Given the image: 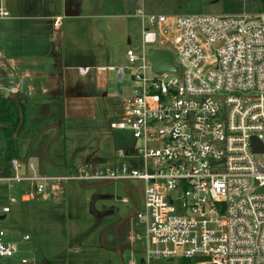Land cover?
Segmentation results:
<instances>
[{"label": "built area", "instance_id": "built-area-1", "mask_svg": "<svg viewBox=\"0 0 264 264\" xmlns=\"http://www.w3.org/2000/svg\"><path fill=\"white\" fill-rule=\"evenodd\" d=\"M7 17L9 10L0 6V18ZM136 17L141 46L127 47V65L103 68L134 83L110 126L139 142L118 154L135 166L94 158L66 172L44 173L14 158L8 173L0 174V191H8L0 193V219L10 203L59 199L68 181L140 179L147 184L145 207L131 217L146 223L148 261L264 264V151L253 146L256 139L264 147V13L140 9ZM151 48L170 50L179 70L154 72ZM78 70L86 75L91 67ZM4 234L0 258L13 257L17 247Z\"/></svg>", "mask_w": 264, "mask_h": 264}, {"label": "rangeland", "instance_id": "rangeland-1", "mask_svg": "<svg viewBox=\"0 0 264 264\" xmlns=\"http://www.w3.org/2000/svg\"><path fill=\"white\" fill-rule=\"evenodd\" d=\"M101 2L97 12L104 16L95 18V23L99 27L95 25L93 50L100 65L115 67L128 64L126 51L129 41L134 48L141 46L142 23L141 19L135 16L141 8L147 12L178 15L252 16L264 13V0H102ZM176 59L178 60L177 57ZM90 77L95 78L101 87L105 86V88L95 91L97 94L89 92L84 96L52 103L55 106L49 111L40 108L31 111L28 120L33 121L32 126L23 131L20 144H26L25 150L21 146L22 152H29L26 161L36 164L38 171L66 172L73 166L83 165L91 155L98 156L99 163L117 162L126 163L130 167L135 166L132 159L121 158L118 154L121 150L125 152L135 146L138 147L139 142L137 143L130 131L113 129L110 126V122L120 114L123 100L133 93L134 83L129 75L121 80L115 70H98L96 66L91 70ZM62 101L65 103L63 106ZM40 120H44L47 126L54 124L60 126L61 136L52 139L39 137L31 143L34 139L32 137L38 135L35 128ZM57 131V129L54 132L47 130L46 133L44 131L39 135L54 136ZM146 188V182L140 179L89 183L68 181L59 199H40L26 203L17 201L10 205L25 206L31 212L35 211L34 206L53 205L62 219L53 222L52 229L57 228L59 234H63L61 231L66 227V232H69L71 227L77 230L76 234L80 235L76 236L81 240L78 242L82 246L85 245V253L90 252L87 256L92 255L87 260L75 247L66 250L68 241L61 239L63 236L60 235L57 240L46 241L44 232L48 224L43 221L42 214H35V217L32 215V220L24 224V227L32 233V238L26 240L24 244L37 246L33 258L38 261L47 259L44 260L47 264L59 262L56 255L61 249H65L69 254H77L74 257L77 264H82V261L83 264H131L132 262L165 264L166 259L161 257H154L148 261L146 223L137 217H131L138 211L144 210ZM124 198H127L128 202H124ZM107 208L113 213L99 217L100 211ZM101 231L105 236L103 240L99 237ZM117 231H120V240L116 237ZM132 232L137 234L135 240L131 239ZM38 249H42L41 256ZM169 262L177 264L175 261L169 260Z\"/></svg>", "mask_w": 264, "mask_h": 264}, {"label": "crops", "instance_id": "crops-1", "mask_svg": "<svg viewBox=\"0 0 264 264\" xmlns=\"http://www.w3.org/2000/svg\"><path fill=\"white\" fill-rule=\"evenodd\" d=\"M101 1L0 0V6L10 12V17L0 18V97L12 95L52 103V99H59L58 101L61 102V100L66 101V99L87 95L89 92L97 94L95 91L103 90L105 86L101 87L95 78L90 77L91 71L82 75L78 70L80 66H90L91 70L94 66L98 70L112 66L100 65L93 50L95 25L99 27L95 23V18L104 16L97 12L101 7ZM130 44L131 41L128 46ZM106 96H108L107 93ZM63 103L62 101V106ZM55 129L52 127L49 130L54 132ZM59 136H61L60 133L54 136L40 134L33 137L31 143L39 137L52 139ZM31 143H29L30 146ZM20 145L24 147V150L27 148L24 146L25 143ZM94 158L98 161L100 159L98 156L91 155L84 163ZM26 160L24 161L27 162ZM0 193L4 195L8 191L4 188ZM10 208V213L3 215L0 219V231L5 232L2 238L5 242L17 247V253L13 257L0 258V264H47V261H44L47 259L38 261L33 258L37 246L24 244L26 240L32 238V233L24 227V224L32 220V215L35 217V214H42L43 221L48 224L44 232L46 241L57 240L60 235L63 236L61 239L68 241L66 250L75 247L86 259L92 256H87L90 252L85 253V245L82 246L78 242L81 240L77 237L80 235L76 234L77 230L71 227L70 231L66 232V227L60 230L63 235L57 232V228L52 229V223L62 219L53 205L34 206V212L25 206L16 207L11 204ZM109 211L113 213L107 208L100 211L98 216L104 217ZM30 215L31 217H28ZM134 233H131V239ZM26 235H30L29 239H25ZM99 237L100 240L105 237L102 231ZM116 237L118 240L121 239L120 231H117ZM38 250L41 256L42 249ZM75 256L77 254H69L65 252V249H61L56 255L59 262L55 261L54 264H77ZM22 258L28 259V262L23 263Z\"/></svg>", "mask_w": 264, "mask_h": 264}, {"label": "trees", "instance_id": "trees-1", "mask_svg": "<svg viewBox=\"0 0 264 264\" xmlns=\"http://www.w3.org/2000/svg\"><path fill=\"white\" fill-rule=\"evenodd\" d=\"M59 99H52V103H57ZM37 101V102H36ZM52 103L42 100L23 99L19 96H1L0 97V174H6L9 171L10 162L14 158H19L24 161L29 155V152H22L19 138L23 131L27 128H31L32 122L29 121L28 117L33 109L47 110L52 109ZM61 110V105H60ZM47 113V112H46ZM38 114H43L38 112ZM30 122V123H29ZM55 127L61 134V127L54 125L47 126L44 120H40L37 123L35 132L46 133L47 130ZM32 137V136H31ZM33 138V137H32ZM173 261V260H170ZM204 258L185 259L181 258L177 261V264H211L205 263Z\"/></svg>", "mask_w": 264, "mask_h": 264}, {"label": "water", "instance_id": "water-1", "mask_svg": "<svg viewBox=\"0 0 264 264\" xmlns=\"http://www.w3.org/2000/svg\"><path fill=\"white\" fill-rule=\"evenodd\" d=\"M130 42V41H129ZM149 59L153 65V71L156 73L177 72L179 68L174 64V54L167 49L151 48L149 50ZM257 140L253 139V146L255 151H264V147L256 146ZM111 211L105 213L110 214ZM165 264H170L166 261Z\"/></svg>", "mask_w": 264, "mask_h": 264}]
</instances>
